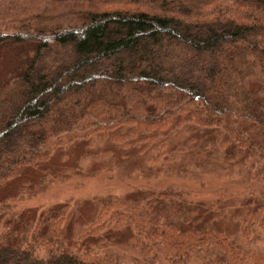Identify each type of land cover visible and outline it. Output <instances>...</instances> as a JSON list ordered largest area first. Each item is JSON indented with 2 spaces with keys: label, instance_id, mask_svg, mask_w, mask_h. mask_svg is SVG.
Returning a JSON list of instances; mask_svg holds the SVG:
<instances>
[{
  "label": "trees",
  "instance_id": "1",
  "mask_svg": "<svg viewBox=\"0 0 264 264\" xmlns=\"http://www.w3.org/2000/svg\"><path fill=\"white\" fill-rule=\"evenodd\" d=\"M0 56L15 64L0 87V264H264V247L230 243L218 203L184 190L107 196L75 234L66 205L17 212L5 191L36 195L45 176L26 169L66 144L100 134L118 147L152 143L185 121L219 129L229 116L253 134L225 126L216 148L264 172V100L249 92L264 76V0H0ZM247 200L243 238L264 232V192ZM122 230L136 260L112 248Z\"/></svg>",
  "mask_w": 264,
  "mask_h": 264
},
{
  "label": "rangeland",
  "instance_id": "2",
  "mask_svg": "<svg viewBox=\"0 0 264 264\" xmlns=\"http://www.w3.org/2000/svg\"><path fill=\"white\" fill-rule=\"evenodd\" d=\"M53 61V54L47 53L41 65L51 66ZM14 66L10 56H0V87L8 77L11 78L9 75ZM249 92L264 100V76L251 77ZM4 98L2 94L0 106L5 103ZM221 126L219 129L201 128L185 121L173 131L164 130L152 143H131L125 147H118L102 134L78 140L56 150L47 162L26 169L30 177L45 176L42 188L36 195L33 191L16 195L19 192L13 190L15 184H9L5 191L13 195L9 201L17 212L32 210L38 213L66 205L71 212L69 228L73 234L94 218L100 200L107 196L122 199L137 191L153 194L160 190H184L193 202L207 203L209 206L219 204L215 212L222 216L220 223L230 235L233 246L263 248L264 232L258 231L257 226L253 227L255 232L251 237H241L238 213L249 194L264 192V176L261 178V172L264 175L263 167L254 164L248 171V165L242 162L244 158L229 160L222 150L216 148L217 140L223 138L224 133L228 135L223 130L225 126L243 129L251 134L253 128L230 116ZM160 150L165 160L152 163ZM105 235L101 234L99 247L107 244L103 239L107 237ZM128 235L129 231L124 230L123 236L116 233L110 236L109 241L119 257L133 261L137 254L125 240ZM98 237L99 233L95 238ZM84 242L88 247H96L90 241ZM187 264L200 263L190 258Z\"/></svg>",
  "mask_w": 264,
  "mask_h": 264
}]
</instances>
